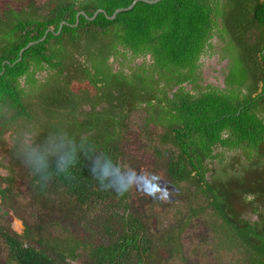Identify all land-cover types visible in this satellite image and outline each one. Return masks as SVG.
Wrapping results in <instances>:
<instances>
[{
  "label": "trees",
  "instance_id": "16d2710c",
  "mask_svg": "<svg viewBox=\"0 0 264 264\" xmlns=\"http://www.w3.org/2000/svg\"><path fill=\"white\" fill-rule=\"evenodd\" d=\"M133 1L46 0L0 15V125L41 119L35 141L10 154L26 165L25 151L43 153L55 170L59 153L74 151L69 176L39 184L27 168L33 196L41 206L57 199L70 213H104L108 234L92 246L69 234L46 242L40 227L34 236L30 228L20 234L0 225L5 263L71 264L84 253L88 264H156L161 242L179 248L181 228L158 239L130 211L131 187L118 195L92 171L110 162L127 173L122 139L139 108L156 157L166 159L170 186L187 195L185 223L205 216L215 242L237 262L264 264V0L139 1L107 17ZM98 10L107 16L90 19ZM209 60L225 62L222 85L204 80ZM75 69L94 95L70 90ZM109 179L129 180L115 173ZM0 180L8 185H0L2 211L12 179Z\"/></svg>",
  "mask_w": 264,
  "mask_h": 264
},
{
  "label": "rangeland",
  "instance_id": "374dc122",
  "mask_svg": "<svg viewBox=\"0 0 264 264\" xmlns=\"http://www.w3.org/2000/svg\"><path fill=\"white\" fill-rule=\"evenodd\" d=\"M43 1L46 0H0V15L6 9L25 10L31 3L37 6ZM73 57L76 58L77 55ZM215 62L209 60L205 63L202 71L203 78L207 82L222 85L221 67L225 65V62L220 66H216ZM113 68H117L116 63H113ZM71 73L69 88L72 92L81 94L84 91L87 97L94 95L96 89L88 80L75 79L81 75L79 70L75 69ZM48 75L49 72L44 71L39 77L43 79ZM84 108L88 110V104H84ZM33 109L30 107V111L35 115L40 111ZM145 116L146 113L142 109L136 108L129 116L127 129L122 139L125 169L132 183L130 211L143 217L149 230L158 239L166 234L169 235L170 227L171 230L181 228L179 248L162 246L163 242H161V246L154 255V257L157 256L156 264H240L232 253L225 250L223 246H218L216 235L209 229V222L205 216L185 223L183 217L186 211L180 209V206L186 203L187 195L186 193L181 195L180 190L170 186L165 167L166 159L156 157L151 141L145 135ZM39 122H41L40 118H35L32 124L19 121L8 130L20 135L22 142L19 144L24 148L35 141L38 134L36 127ZM149 130L154 128L150 127ZM5 152L6 147L0 145V175L12 178L10 185L12 192L7 196L4 209L0 212V225L20 234L24 228H30L34 236H36V228L40 227L39 233L46 242H55L59 237L68 234L92 246L100 245L108 240V234L103 232L101 227L105 218L104 213H86V215L78 212L70 213L63 202L59 201L56 204L57 199L52 204L46 202L47 206L37 204L30 187L27 166L21 160L22 156H12L9 152L8 154ZM0 184L1 187L7 185L3 180H0ZM29 240L34 242L33 239ZM0 264H6L5 251L1 244ZM71 264H88V259L82 253Z\"/></svg>",
  "mask_w": 264,
  "mask_h": 264
},
{
  "label": "clouds",
  "instance_id": "9594fccd",
  "mask_svg": "<svg viewBox=\"0 0 264 264\" xmlns=\"http://www.w3.org/2000/svg\"><path fill=\"white\" fill-rule=\"evenodd\" d=\"M24 160L30 174L36 178L37 183L46 184L56 175L69 176L73 168L76 157L74 151L65 149L59 153L55 170H50L47 156L43 153L35 151H25ZM93 174L100 181L101 187L104 189H113L118 195H123L132 186L130 180H125L119 184H113L109 179L110 173H115L122 176H127V173L120 172L119 169L114 168L109 162L105 168L100 171L93 166Z\"/></svg>",
  "mask_w": 264,
  "mask_h": 264
},
{
  "label": "flooded vegetation",
  "instance_id": "af4514ba",
  "mask_svg": "<svg viewBox=\"0 0 264 264\" xmlns=\"http://www.w3.org/2000/svg\"><path fill=\"white\" fill-rule=\"evenodd\" d=\"M9 129V128H8ZM8 131V132H7ZM10 137H11V141H10ZM12 142V143H11ZM20 142H17L16 140H15V138H13V133H12V131L11 130H4L3 128H2V124L0 125V145H3V146H5L6 147V152L5 153H7L8 154V152L10 153V152H12V148L16 145V144H18V146H21L20 144H19ZM8 149H9V151H8ZM7 158V157H6ZM1 166H3V165H1ZM3 177H1V175H0V179H2ZM6 178V177H5ZM12 179V178H11ZM1 185V184H0ZM6 186H8V185H6ZM2 188H5V187H2ZM3 211V210H2ZM1 212V211H0Z\"/></svg>",
  "mask_w": 264,
  "mask_h": 264
},
{
  "label": "water",
  "instance_id": "95a60500",
  "mask_svg": "<svg viewBox=\"0 0 264 264\" xmlns=\"http://www.w3.org/2000/svg\"><path fill=\"white\" fill-rule=\"evenodd\" d=\"M139 1H143V2H145V3H149V4H154V3H157V2H159V1H161V0H134L132 3H131V5L130 6H128L127 8H123V9H118V10H116L114 13H113V15L112 16H107L106 14H105V12L104 11H102V10H98L95 14H94V16L92 17V18H90V19H94L95 17H96V15L99 13V12H101V13H104L109 19H113V18H115V16L117 15V13H119V12H121V11H127V10H130L137 2H139ZM80 14H83V13H80ZM79 16V15H78ZM86 16V15H85ZM78 18V17H77ZM78 22V21H77ZM45 38V37H44ZM43 39H41L40 41H42ZM40 41H36V42H31V43H29L25 48H23L21 51H20V56H21V54H22V52L25 50V49H27L28 47H30V46H32L33 44H35V43H38V42H40ZM19 59H21V58H19Z\"/></svg>",
  "mask_w": 264,
  "mask_h": 264
},
{
  "label": "bare ground",
  "instance_id": "6f19581e",
  "mask_svg": "<svg viewBox=\"0 0 264 264\" xmlns=\"http://www.w3.org/2000/svg\"><path fill=\"white\" fill-rule=\"evenodd\" d=\"M221 188V187H220ZM223 191V190H222Z\"/></svg>",
  "mask_w": 264,
  "mask_h": 264
}]
</instances>
